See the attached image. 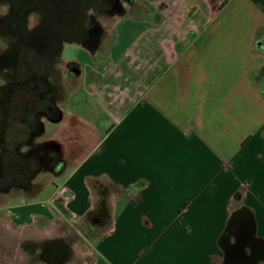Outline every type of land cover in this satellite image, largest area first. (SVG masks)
Wrapping results in <instances>:
<instances>
[{"label":"crops","instance_id":"obj_1","mask_svg":"<svg viewBox=\"0 0 264 264\" xmlns=\"http://www.w3.org/2000/svg\"><path fill=\"white\" fill-rule=\"evenodd\" d=\"M134 1L99 52L70 43L91 61H66L48 131L76 150L1 211L0 264L47 240L65 264H264V0Z\"/></svg>","mask_w":264,"mask_h":264},{"label":"flooded vegetation","instance_id":"obj_2","mask_svg":"<svg viewBox=\"0 0 264 264\" xmlns=\"http://www.w3.org/2000/svg\"><path fill=\"white\" fill-rule=\"evenodd\" d=\"M100 1L6 0L9 10L0 17V27L12 43L10 50L0 56V72L4 76L0 88L2 194L14 184H23L36 170V160L33 157L24 160L18 148L39 134L40 116L50 120L56 114V58L68 41L83 42L88 35L93 36L95 21L87 27L85 13L90 8L99 10ZM29 22L32 26L27 29L25 25ZM261 46L264 49V38ZM71 68L72 65L66 63L65 70ZM260 86L264 93V76ZM1 210L0 206V217L4 212ZM89 219L91 223L99 220L96 216ZM71 258L72 253L63 240H47L33 255L35 262L47 264H65Z\"/></svg>","mask_w":264,"mask_h":264},{"label":"rangeland","instance_id":"obj_3","mask_svg":"<svg viewBox=\"0 0 264 264\" xmlns=\"http://www.w3.org/2000/svg\"><path fill=\"white\" fill-rule=\"evenodd\" d=\"M99 4V10L90 8V10L85 13V25L88 27L90 22L95 21L96 31L93 33L92 37L88 35L87 38L81 42L87 45L88 49H93L91 51L94 52H99V49L106 45L107 32L110 30L114 18L128 15L136 16L140 13L141 9V6L134 0H101ZM7 7L6 0H0V17L9 10ZM30 22L25 25L27 29H30L32 26ZM11 43L12 41L4 36L0 27V56L5 53L6 50H10ZM76 43L78 44V42ZM61 49V52L58 54L59 56L56 58L54 67L57 77L54 100H56L57 103L60 102L59 104L63 108L68 109L69 101L65 102L63 99L64 88L70 78V70H65L66 61L68 59H76L80 63H85L90 62L91 59L87 52L74 44H63ZM73 74L74 72H71V75ZM2 84H4V76L3 73L0 72V88ZM75 98L76 100H80L81 95H77ZM39 120L41 124V131L39 134L35 135L26 145L18 148V153L22 155L24 160L29 157H33L36 160V170L33 174L31 173L28 176L29 178L25 180L23 184H14L4 194L0 192L1 211L26 202L28 200L27 198L35 195L36 192L43 187V195L49 194L53 189V185H58L60 183V177H63L64 174L63 167L68 166L67 163L74 156L76 146L74 143L69 142L67 134L61 136V144L56 145L52 142L53 137L48 131V129L50 130V128H52V126L48 124L49 120L42 116L39 117ZM80 140L81 138H78L77 142ZM57 200H59L58 197L53 198V201ZM61 205H64L63 202H61ZM6 216L5 213L1 214V220L8 222L10 217L7 218ZM14 228L16 229V227ZM75 228L78 233L89 236V232H87L86 229L87 227L84 228L81 225H77ZM11 253L12 252H10V254ZM15 258L16 257L13 255L8 256L9 264H31L34 261L33 256L29 257L28 261L25 263H20L21 259L16 260Z\"/></svg>","mask_w":264,"mask_h":264},{"label":"trees","instance_id":"obj_4","mask_svg":"<svg viewBox=\"0 0 264 264\" xmlns=\"http://www.w3.org/2000/svg\"><path fill=\"white\" fill-rule=\"evenodd\" d=\"M76 42H78V44H79V43H81L80 41H78V40H74V39H73V40H70V41H68V43H76ZM84 45H85V44H84ZM86 46H87V45H86ZM71 69H72V68H71Z\"/></svg>","mask_w":264,"mask_h":264}]
</instances>
